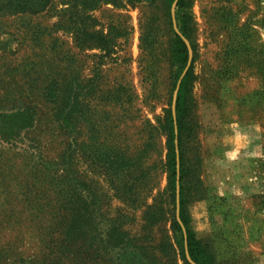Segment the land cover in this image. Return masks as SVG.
Here are the masks:
<instances>
[{
	"label": "rangeland",
	"instance_id": "obj_1",
	"mask_svg": "<svg viewBox=\"0 0 264 264\" xmlns=\"http://www.w3.org/2000/svg\"><path fill=\"white\" fill-rule=\"evenodd\" d=\"M187 1L186 208L217 264H264V0ZM172 10L166 0L0 9V264H131L103 247L117 227L160 264H193L174 229ZM73 84L81 104L68 128L58 106ZM66 200L77 245L55 239L69 227Z\"/></svg>",
	"mask_w": 264,
	"mask_h": 264
},
{
	"label": "trees",
	"instance_id": "obj_2",
	"mask_svg": "<svg viewBox=\"0 0 264 264\" xmlns=\"http://www.w3.org/2000/svg\"><path fill=\"white\" fill-rule=\"evenodd\" d=\"M54 0H0V9L11 14L18 13H41L49 8ZM64 3L70 4L73 7L81 8L83 11L94 10L103 3H114L119 4L125 0H63ZM128 2H146L154 3L156 0H126ZM168 5L171 7L175 0H166ZM189 3L187 0H178L177 2V19L180 31L185 37L192 40L193 25L191 15L188 11ZM79 15V14H78ZM82 36L90 38H100L101 41L107 42V38L103 34H93L89 31H83ZM172 60L176 67L174 73V88L177 85L183 71L185 70L189 61V48L183 37L174 30V40L172 48ZM193 63L187 70L183 78L181 79L177 103H176V118L173 116L172 109L169 114V168L171 171L172 188L174 195H176L177 185V150H176V139H178V147L180 150V202H181V219L186 228L184 231L183 225L175 218L174 229L178 233L177 242L181 247L182 253L186 258L187 250L191 258L197 264H217L215 261L214 254L210 249L202 242L201 238L198 237L195 229L191 222V215L187 211L186 204L188 198L185 195L184 177L186 174L184 168V154H183V135L188 125L186 122L187 114L189 113V95L193 85ZM82 89L79 84H73L67 88V94L64 99L61 100L58 106V115L61 123L68 128L74 126V116L80 110V99L79 95ZM52 98H56V94H52ZM54 98V99H55ZM25 110L28 108H24ZM27 117L25 111H17L18 116ZM32 120V119H30ZM31 126V121H25L21 126L17 127L19 134L21 129ZM72 200H66L63 202L64 208L71 209L69 218V227L64 229L60 235H57L55 239L62 244H75L77 245L82 240V233L80 225V219L77 215L76 207L73 208L72 212ZM66 213V212H65ZM67 213H69L67 211ZM135 239L130 237L127 232L120 230V228H112L103 239L104 248H114L116 253L119 255H126L130 258L131 264H160L159 261L153 257L145 256V253L141 251L142 247H136L133 243ZM134 246V247H132ZM143 249V248H142ZM188 264H191L188 262Z\"/></svg>",
	"mask_w": 264,
	"mask_h": 264
},
{
	"label": "water",
	"instance_id": "obj_3",
	"mask_svg": "<svg viewBox=\"0 0 264 264\" xmlns=\"http://www.w3.org/2000/svg\"><path fill=\"white\" fill-rule=\"evenodd\" d=\"M177 2L178 0H175L174 3H173V17H174V25H175V29L176 31L183 37V39L185 40V42L187 43V46L189 48V61H188V64L178 82V85H177V88L175 90V94L177 95L178 93V90H179V87H180V83H181V79L183 78V76L185 75V73L187 72L188 68H189V65L191 63V60H192V52H191V45H190V42L189 40L184 36V34L180 31L178 25H177V21H176V14H175V10H176V5H177ZM177 97V96H176ZM174 117L176 118V110L174 108ZM176 150H177V208H178V212L180 211V207H181V204H180V156H179V147H178V139H176ZM178 219L179 221L181 222V224L183 225V228H184V231L186 232V228L183 224V221L180 217V215L178 214ZM187 256L189 258V260L193 263V264H197L192 258L191 256L189 255V252L187 250Z\"/></svg>",
	"mask_w": 264,
	"mask_h": 264
}]
</instances>
